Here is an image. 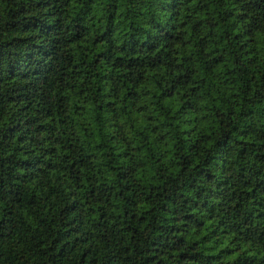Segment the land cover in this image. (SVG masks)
<instances>
[{
    "label": "trees",
    "instance_id": "16d2710c",
    "mask_svg": "<svg viewBox=\"0 0 264 264\" xmlns=\"http://www.w3.org/2000/svg\"><path fill=\"white\" fill-rule=\"evenodd\" d=\"M0 264H264V0H0Z\"/></svg>",
    "mask_w": 264,
    "mask_h": 264
}]
</instances>
